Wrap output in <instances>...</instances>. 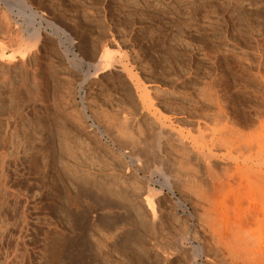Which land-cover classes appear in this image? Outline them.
<instances>
[{
    "label": "rangeland",
    "instance_id": "obj_1",
    "mask_svg": "<svg viewBox=\"0 0 264 264\" xmlns=\"http://www.w3.org/2000/svg\"><path fill=\"white\" fill-rule=\"evenodd\" d=\"M3 1L0 264H264V0Z\"/></svg>",
    "mask_w": 264,
    "mask_h": 264
},
{
    "label": "bare ground",
    "instance_id": "obj_2",
    "mask_svg": "<svg viewBox=\"0 0 264 264\" xmlns=\"http://www.w3.org/2000/svg\"><path fill=\"white\" fill-rule=\"evenodd\" d=\"M5 1V2H4ZM3 2L4 3H7V6L8 7H10V8H15L17 11H18V13L19 14H22L23 15V17H24V20L26 21V28H25V31H26V34L28 35L27 36V39H29V40H27V43L30 41V40H32V39H34V38H36V37H38L39 36V33L38 32H35V31H33V30H31V28H32V25L34 24L33 23V21H34V19H35V16L36 15H39V14H37V11H35V10H33L32 9V7L30 6V4H28L25 0H7L8 2H6V0H4ZM13 5V6H12ZM40 17V16H39ZM36 21V20H35ZM51 22V21H50ZM52 24V23H51ZM48 25V24H47ZM49 25H50V23H49ZM48 25V26H49ZM53 25V30H54V28H56V29H58V27L56 26V25H54V24H52ZM54 32V31H53ZM55 33V32H54ZM66 49V48H65ZM20 52V54H21V56H24L25 55V51H22V50H20L19 51ZM103 55H106V56H109V51H108V49H106V48H104V50H103V53H102ZM6 56H8V55H6V52H4V51H1L0 52V60H2L3 58H5ZM17 56V55H16ZM75 56V55H74ZM7 60V59H6ZM81 62V61H80ZM96 65H95V67H97L96 69H99V67H100V69L102 68V67H104V66H109L110 64H111V61H108V62H103V61H101L100 59L98 60V62H96L95 63ZM94 66V65H93ZM106 68V67H105ZM103 69V68H102ZM89 70V69H88ZM89 73V72H88ZM127 73V72H126ZM130 72H128V74H129ZM131 76V75H130ZM132 77H134V76H132ZM143 90V89H142ZM211 99V98H210ZM217 107V106H216ZM218 111V110H217ZM169 133L170 135H172V131L167 127V126H165L164 124H161L160 125V128H159V131H158V133H160L161 135L162 134H165V133ZM203 155V154H202ZM211 157V156H210ZM208 159V158H207ZM206 161V160H205ZM209 164V163H208ZM207 165V164H206ZM209 166V165H208ZM225 169H227V168H225ZM230 169V168H229ZM228 170V169H227ZM264 175V174H263ZM263 175H262V177H263ZM256 185V184H255ZM239 198V197H238ZM150 202V201H149ZM178 243V242H177Z\"/></svg>",
    "mask_w": 264,
    "mask_h": 264
}]
</instances>
